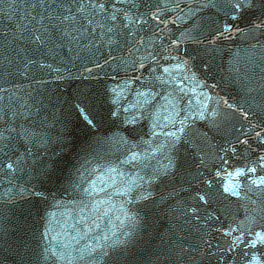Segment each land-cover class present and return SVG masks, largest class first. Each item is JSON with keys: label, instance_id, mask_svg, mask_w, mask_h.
<instances>
[{"label": "water", "instance_id": "95a60500", "mask_svg": "<svg viewBox=\"0 0 264 264\" xmlns=\"http://www.w3.org/2000/svg\"><path fill=\"white\" fill-rule=\"evenodd\" d=\"M40 2L0 0V89H5L0 92V132L9 138L8 148L0 143V264H200L199 256L192 249L198 248L203 229L191 216L182 215L184 208L181 201L187 202L191 195L185 188L190 177L181 171L174 179H147L152 169L167 163L166 149L160 152L151 150L164 140L163 136H150L154 119L152 113L160 105L167 107L163 97L166 93L175 94V90L181 87L176 83L180 79L188 85L179 105L184 109L181 116L187 112L188 100H192L194 108L197 104L195 95L205 91H211L214 96H226L246 108L251 105L254 111L264 109V36L257 38L259 44L251 38L220 42V51L213 53L214 59L203 55L202 48L197 49L201 55L197 56L193 71H199L198 79L207 81V86L199 88L194 94L189 89L196 85L186 79L187 74L180 72L177 75L174 72L171 77H166L163 86L158 81H151L153 91L160 93L152 102L155 107L130 108L129 105L137 104L136 92L143 91V86L150 82L152 69L142 70V74L134 73L131 67H125L121 62L122 59L128 60L127 55L113 46L112 55L117 59L105 66L103 71L108 73L107 77L101 75L99 80L81 77L79 74L86 63L90 66L91 60L99 55L107 56L106 47L100 45L98 49L91 50L65 47L49 51L50 44L38 45L32 35L33 30L40 28V15H47L52 9L59 14L61 9L57 5L66 0H43L45 7H40ZM135 2L162 7L164 4V0ZM203 2L181 0L184 12L192 8L194 15L169 27L177 34L197 24L201 31L205 30L218 12L215 8L202 7ZM33 4L37 7L32 8ZM132 11L143 13L146 9L142 6ZM166 14L174 15L170 11ZM52 19L54 21L55 17ZM42 23L52 27L47 20ZM154 23L149 20L143 26L142 34L147 36L154 32ZM18 25L24 30L20 31ZM126 42V38L120 40L121 45ZM193 47L184 45L181 53L185 49L192 52ZM157 50H161L159 45ZM136 56L134 53L133 59ZM201 60L212 64L211 72L200 68ZM160 63L165 62L161 60ZM56 69L61 71L57 73ZM65 69L73 74L71 79H54L57 75H65ZM137 75L140 76L139 81L128 85V90L120 99V106L128 108L129 115L142 111L144 118L132 125L123 123L122 118L109 117V110L114 107L110 87L116 83L123 86L122 81L126 77ZM212 84L218 87L213 90L210 87ZM106 92L108 95H105ZM78 96L86 97L102 114L97 130L87 132L78 118L73 107ZM139 103L143 104V99H139ZM210 103L216 107L214 102ZM24 107H28L32 115L13 119L12 111L23 112ZM220 107L223 111V105ZM37 108L39 113L35 112ZM164 123L166 121L161 119V124ZM204 124V121H198L193 127L203 129ZM232 125L240 127L238 117L224 120L220 131L214 130L209 134L214 136L211 149L207 144L197 142L205 151L226 147L225 141L231 139L227 129ZM13 128L15 131H11ZM28 133L33 135L26 140ZM123 137L136 142L137 148L132 150L142 153L140 160L127 162V150L131 145L124 143ZM149 139L152 144H145L144 141ZM9 157H22L16 172L4 167ZM197 159L195 150L189 148L186 167L193 174L197 170L192 162ZM110 168L116 171L110 172ZM99 172L111 179L104 193L90 196V182L96 181L97 187H103L99 183ZM137 177H144V180L141 182ZM125 185L131 187L132 192L126 195L116 191ZM33 187L36 191L45 192V197L21 191L22 188L31 190ZM145 190L151 195L146 199L139 198ZM247 195L250 199L231 198V210L240 219L264 207V192L254 190ZM109 197L111 200H108ZM95 199L108 202L96 210L92 205ZM109 208L111 211H108ZM198 228H201L200 232H197ZM126 231L131 235L125 236ZM105 234L109 236L108 240L101 239ZM115 240L124 243L114 244ZM97 243L103 248H96L89 254L88 249L96 247ZM260 251L264 252V249Z\"/></svg>", "mask_w": 264, "mask_h": 264}, {"label": "snow or ice", "instance_id": "6c2138e0", "mask_svg": "<svg viewBox=\"0 0 264 264\" xmlns=\"http://www.w3.org/2000/svg\"><path fill=\"white\" fill-rule=\"evenodd\" d=\"M39 6L45 7L43 0ZM142 6L146 9L145 12L132 11ZM8 7L11 8L12 5ZM31 7L35 8L37 5L33 4ZM57 7L61 9L59 14L52 9L47 15H40V28L33 30L32 39L38 45L50 44L52 47L49 51L52 48L65 47L70 50L74 47L91 50L104 45L107 56L99 55L97 59L91 60L90 66L86 63L79 74L81 77L94 80H99L101 75L107 77L108 73L103 71L105 66L109 65V61L114 62L117 59L112 55L115 50L113 46L120 48L122 53L127 55L128 60L122 59L121 62L125 67H131L134 73L142 74V70L152 69L150 82L143 86V91L136 92L137 104L129 105L130 108L155 107L152 102L160 96V93L153 91L154 85L151 81H158L163 86L166 77H171L174 72L177 75L180 72L187 74L186 79H190L196 85L189 89L194 94L198 93L199 88L207 86V81L198 79L199 71H193L195 60L201 55L196 51L197 49L202 48L203 55L214 59L213 53L220 51L218 47L220 42L251 38L256 39L259 44L257 38L264 36V0H204L202 7L215 8L218 15L203 31L197 24L191 29L185 28L179 31L178 34L169 25H175L194 15L192 8H188L187 13L184 12L181 8V0H164L163 7L159 4L136 3L135 0H66ZM199 10L198 8L197 11ZM169 11L174 15L166 14ZM52 17H55L54 21ZM45 20L52 25L51 28L42 23ZM149 20L155 22V31L145 36L142 34L143 26L148 24ZM18 27L20 31L24 30L22 26L18 25ZM122 38H126L127 41L124 45L120 43ZM82 41L87 43L82 44ZM157 45L161 50H157ZM184 45L194 46L193 51L189 52L185 49L181 53ZM134 53L137 54L135 59H133ZM161 60L165 63L161 64ZM170 60L176 62L169 63ZM200 68L205 72H211L212 64L201 60ZM60 71L56 69L57 73ZM64 72L65 75H57L54 79L65 80L73 77L67 69ZM157 72H159L158 76ZM139 79V75L126 77L122 81L123 86L121 83H116L110 87V98L114 107L109 110V117L122 118L123 123L132 125H136L138 120L144 118L142 111L129 115L128 108L122 109L120 106V99L128 90V85L137 83ZM176 83L181 87L175 90V94L166 93L163 97L167 107L160 105L152 113L154 119L150 136H163L164 140L151 150L160 152L166 149L167 163L160 168L152 169L147 179L149 181L174 179L181 171L190 177V182L185 184V188L191 192V195L187 202L181 201L184 208L182 215L191 216V219L203 229L199 236L198 248L192 249L199 256L200 264H264L262 259L264 252L260 251L264 249V207L249 213L244 219L235 216L230 207L233 197L247 200L250 199L248 192L254 190L264 192V109L254 111L251 105L246 108L226 96L218 94L214 96L211 91H205L195 95L197 104L194 108L191 106L192 100H188L187 112L181 116L184 109L179 108V105L188 85L183 79L176 80ZM210 87L214 90L218 85L212 84ZM2 91L5 89H0V92ZM105 95H108V92ZM139 99H143L144 103L140 104ZM210 102H214L216 107H212ZM73 107L87 132L99 128L103 116L94 109L86 97L78 96L73 102ZM39 111V108L35 109L36 113ZM31 115L32 111L28 107H24L23 112L13 110L11 113L13 119ZM237 117L240 127L235 128V125H232L227 129V135L231 139L225 141L226 147L205 151L201 143L197 142L199 140L211 149L214 136L209 134L214 130L220 131L224 120ZM161 119L166 123L162 125ZM198 121L205 122L203 129L193 127ZM168 128L172 130L166 131L165 129ZM32 135L28 133L25 139H31ZM8 139L4 132H0V143H3L4 148L9 147ZM122 140L131 145L127 150L129 158L127 162L140 160L142 153L132 150L137 148L136 142L128 137H123ZM144 143L151 145L152 140H146ZM189 148L195 150V156L198 158L192 162L197 170L195 174L186 167ZM146 153L147 149L144 150V154ZM21 160L22 157L16 159L9 157L4 167L16 172L20 168ZM237 160L239 163H236ZM109 171L116 170L110 168ZM118 174L122 175V173ZM98 179L103 187H97L96 181L90 182V196L104 193L111 178L99 172ZM137 179L142 182L144 177ZM21 191L40 198L46 195L43 191H36L35 187L31 190L22 188ZM116 191H122L127 195L132 192V188L125 185ZM150 195L151 193L145 190L139 198L146 199ZM108 200H111V197ZM130 200L131 196H129ZM107 202L104 199H95L92 205L94 209L99 210L98 206ZM108 211H111V208ZM201 228H198L197 232H200ZM124 235L130 236L131 233L126 231ZM101 239L108 240L109 236L105 234ZM113 243L122 244L124 241L115 240ZM96 248H103V245L97 243L96 247L88 249L89 254L95 252ZM104 255L107 256L108 253L105 252Z\"/></svg>", "mask_w": 264, "mask_h": 264}]
</instances>
